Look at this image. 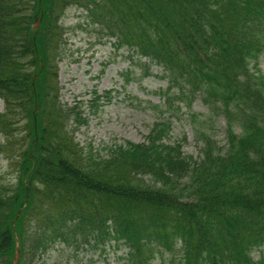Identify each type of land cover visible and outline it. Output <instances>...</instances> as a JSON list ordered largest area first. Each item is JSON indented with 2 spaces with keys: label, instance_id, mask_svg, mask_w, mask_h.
Instances as JSON below:
<instances>
[{
  "label": "trees",
  "instance_id": "obj_1",
  "mask_svg": "<svg viewBox=\"0 0 264 264\" xmlns=\"http://www.w3.org/2000/svg\"><path fill=\"white\" fill-rule=\"evenodd\" d=\"M73 6L144 77L161 67L164 112L189 119L198 157L168 118L107 155L80 145L88 118L58 80ZM263 53L264 0H0V133L26 121L18 182H0V264H40L58 244L126 247L124 264H264Z\"/></svg>",
  "mask_w": 264,
  "mask_h": 264
},
{
  "label": "rangeland",
  "instance_id": "obj_2",
  "mask_svg": "<svg viewBox=\"0 0 264 264\" xmlns=\"http://www.w3.org/2000/svg\"><path fill=\"white\" fill-rule=\"evenodd\" d=\"M85 14L83 8L73 6L66 10L61 20L65 29L63 59L58 72L61 100L65 104L76 105L88 118V123L76 132V140L85 149L107 155L112 147L124 141H144L157 121L168 118L172 121L168 139L182 141L186 138L184 152L198 157L199 149L189 119L181 113L172 115L173 110L164 112V100L159 92L167 88V83L159 76L161 70L154 66L152 75L142 77L139 69L130 63L129 52L125 48L117 49L105 38L99 42V34ZM251 66L264 76V53ZM127 71H131L133 77L128 82L124 78ZM185 110L183 108L182 112ZM192 110L207 112L200 100L193 103ZM4 111L5 105L0 98V112ZM24 123L18 127L12 124L10 135L0 133V182L9 186L15 185L19 179L17 164L26 147V142L20 140L25 134L21 133ZM218 124L224 127L222 119ZM218 139L223 142L224 136L220 135ZM126 251V247L112 246L105 253L100 250L70 252L63 244H58L39 263L124 264L121 257ZM253 256L258 258L260 251H254Z\"/></svg>",
  "mask_w": 264,
  "mask_h": 264
}]
</instances>
